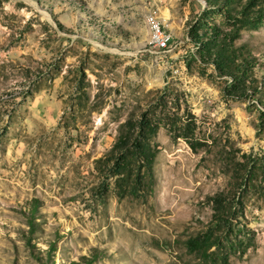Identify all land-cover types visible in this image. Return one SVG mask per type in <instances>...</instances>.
<instances>
[{
  "label": "rangeland",
  "instance_id": "obj_1",
  "mask_svg": "<svg viewBox=\"0 0 264 264\" xmlns=\"http://www.w3.org/2000/svg\"><path fill=\"white\" fill-rule=\"evenodd\" d=\"M82 257L264 264V0H0V264Z\"/></svg>",
  "mask_w": 264,
  "mask_h": 264
},
{
  "label": "trees",
  "instance_id": "obj_2",
  "mask_svg": "<svg viewBox=\"0 0 264 264\" xmlns=\"http://www.w3.org/2000/svg\"><path fill=\"white\" fill-rule=\"evenodd\" d=\"M148 128H150V133H153V129H151V125L149 122L145 123ZM145 126V125H144ZM141 129L143 125L141 123L136 124L134 120L129 119L125 123L120 125L119 132L116 136V139L111 147V149L108 152V155L112 157L114 160V164L116 167V173L118 174H124L127 176H130L129 173L132 172L131 165L128 161V156L133 152L135 148L143 149L140 143H136L137 134L135 135V144L132 143L133 140V134L135 131V128ZM125 130L126 132H124ZM132 139V140H131ZM153 157V154L146 155L144 158L148 161L151 160ZM149 167L151 164V161L148 162ZM33 220H31V223ZM33 227V226H32ZM95 258L97 255H94ZM92 258L82 257V261L80 262H72L71 264H91Z\"/></svg>",
  "mask_w": 264,
  "mask_h": 264
},
{
  "label": "built area",
  "instance_id": "obj_3",
  "mask_svg": "<svg viewBox=\"0 0 264 264\" xmlns=\"http://www.w3.org/2000/svg\"><path fill=\"white\" fill-rule=\"evenodd\" d=\"M157 28H158V43L156 45H151V47L164 50L170 44L172 37L170 33H167L166 31L161 29L158 21H157Z\"/></svg>",
  "mask_w": 264,
  "mask_h": 264
},
{
  "label": "bare ground",
  "instance_id": "obj_4",
  "mask_svg": "<svg viewBox=\"0 0 264 264\" xmlns=\"http://www.w3.org/2000/svg\"><path fill=\"white\" fill-rule=\"evenodd\" d=\"M154 43H158V32H157V34L154 36Z\"/></svg>",
  "mask_w": 264,
  "mask_h": 264
}]
</instances>
